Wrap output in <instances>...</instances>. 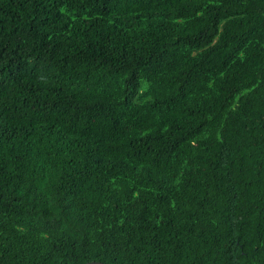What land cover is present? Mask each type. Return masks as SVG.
I'll list each match as a JSON object with an SVG mask.
<instances>
[{
	"label": "trees",
	"instance_id": "trees-1",
	"mask_svg": "<svg viewBox=\"0 0 264 264\" xmlns=\"http://www.w3.org/2000/svg\"><path fill=\"white\" fill-rule=\"evenodd\" d=\"M264 264V0H0V264Z\"/></svg>",
	"mask_w": 264,
	"mask_h": 264
},
{
	"label": "water",
	"instance_id": "water-1",
	"mask_svg": "<svg viewBox=\"0 0 264 264\" xmlns=\"http://www.w3.org/2000/svg\"><path fill=\"white\" fill-rule=\"evenodd\" d=\"M84 264H101V262H97V261H89V262H86Z\"/></svg>",
	"mask_w": 264,
	"mask_h": 264
}]
</instances>
